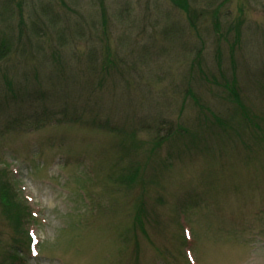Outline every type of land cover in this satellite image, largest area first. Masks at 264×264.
<instances>
[{"label":"rangeland","instance_id":"rangeland-1","mask_svg":"<svg viewBox=\"0 0 264 264\" xmlns=\"http://www.w3.org/2000/svg\"><path fill=\"white\" fill-rule=\"evenodd\" d=\"M181 3L0 0V264H264V0Z\"/></svg>","mask_w":264,"mask_h":264},{"label":"trees","instance_id":"trees-1","mask_svg":"<svg viewBox=\"0 0 264 264\" xmlns=\"http://www.w3.org/2000/svg\"><path fill=\"white\" fill-rule=\"evenodd\" d=\"M181 4H182V7L186 10V12L189 10V4H188V0H181ZM25 51V50H24ZM16 54L18 53V50L16 49V44L13 43V38L11 37H8L6 34H1L0 35V61L4 60V59H7L9 56H12L13 54ZM233 86L231 88H229V94L232 96V104L235 105V107L240 111V112H236L238 114V118L240 119V122L245 128L249 129L250 132H252V136H256L260 139H263L262 136L264 135V133H260V132H264V131H259V127H255L256 124L253 122V118L250 117V111L247 112L241 102V97H240V94L237 90V86H236V82L234 83H231ZM14 90V88H13ZM12 88H11V92H12V97L15 96V93L13 92ZM2 106H0L1 108ZM25 107L21 106L20 107V111H22V116L19 117V118H14L12 119V126H15V127H28V126H37L39 127V125L42 123V122H45L47 121L46 118H44L43 116L41 117L40 114H37L38 112L35 111L34 113H32L31 115V118H28L26 116H23L25 114H27L26 112H24L25 110H23ZM2 111V109L0 110ZM63 111V110H62ZM68 110H64V114L62 113V119H68L69 116H70V110L69 112ZM72 112L74 113V116H72L73 120H78L80 119V116H79V112L78 110H72ZM18 113V112H17ZM67 113V114H66ZM52 114H55V113H52ZM73 115V114H71ZM253 125L252 128L250 129V125ZM254 127V128H253ZM237 128V127H235ZM239 129V128H237ZM174 131H170L169 134L171 135L170 137H172V135H177V131L175 133H173ZM162 140H167V137L165 138H161V141ZM122 171V170H121ZM138 177L137 175H134L131 176V175H125L123 174V172L121 173V176H119V180L118 181H115L113 184L117 185V186H123V189L127 188V189H130L132 186L133 187H136V186H139L141 189L144 188V185L146 184V182L144 181L145 178H141L140 180H137ZM112 184V186H113ZM114 187V186H113ZM17 196H15L13 190L10 189V187L6 184V183H1L0 182V204L3 206V212L5 215H10L12 213V211L14 210V208L16 207L17 208V219H18V222H19V225L21 224V221L22 220H27V223L29 221V218H30V211L29 209L27 208V206L25 205V203L20 199V198H16ZM18 199L20 201H18ZM17 202L18 204H20V206L17 205ZM133 207V210H134V224L132 223V228L131 230L133 231L135 227H137L140 222H141V211H142V208H140L138 205L136 206V203L134 204ZM140 213V214H139ZM14 214V213H12ZM16 214V213H15ZM21 219V221H20ZM15 220L12 221V223H14ZM130 230V231H131ZM25 235L23 236L22 239H20V241H23L24 243H26L27 245V249L30 250V246H31V243H32V238L31 236L26 233V231H24ZM132 234V232H131ZM130 234V236H131ZM20 245L19 244H15L13 245V249L11 248L9 252V255H8V259H13V263L12 264H16V262H23L24 261V256L23 254L17 250V248L20 249Z\"/></svg>","mask_w":264,"mask_h":264}]
</instances>
